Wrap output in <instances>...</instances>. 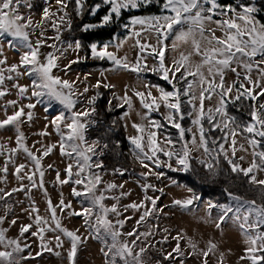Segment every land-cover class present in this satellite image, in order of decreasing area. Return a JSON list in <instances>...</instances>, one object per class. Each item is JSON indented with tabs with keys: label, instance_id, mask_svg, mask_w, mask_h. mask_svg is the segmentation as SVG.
Instances as JSON below:
<instances>
[{
	"label": "snow or ice",
	"instance_id": "1",
	"mask_svg": "<svg viewBox=\"0 0 264 264\" xmlns=\"http://www.w3.org/2000/svg\"><path fill=\"white\" fill-rule=\"evenodd\" d=\"M49 7L43 9V14L39 22H34L31 16H24L20 12V6L23 5L29 9L32 8L31 0H0V65H7V58L3 56L4 46L7 44L11 48L26 49L20 56L19 64H13L7 67H0V100L10 94V89L6 81H14L12 88L17 90L20 100L35 98V102H29L21 105L18 100H8L0 104L5 118L0 120V129L8 127L16 131L15 148H7L0 144V155L8 153L5 164L0 168V172L8 173V164H15L13 157L19 151H23L34 165L32 170L26 171V164H19L15 167L14 175L23 181L27 179L29 186L23 183L18 188L11 191L0 189V200L11 197L14 192H30L33 188L47 190L44 188L45 170L42 165V159L49 156L58 146L61 156L71 159L65 168L66 178L61 179L60 173L56 174V182L60 185L73 184L80 186L72 188V195L81 198L82 205L79 211L72 209L71 202L65 203L61 194L59 204L53 205L51 199L47 201L50 213V219L39 215V209L32 207L31 213H36L34 224L37 231L31 232L32 236H38L40 240L41 251L36 252L35 256H41L43 252H50L56 256L61 253L54 251L50 247V242L45 241L44 233L46 231H57L67 237L70 241V249L67 252L69 264H76V257L80 246L85 243V239L79 235V229L73 231L63 227L61 220L57 217V209L64 212L66 209L69 216L81 217L88 229L89 237L100 241L104 247L101 248L104 256L109 258L107 264H117L122 261L123 264H144L143 254L147 251V246H141L144 243L142 237L152 235L151 231L139 232L137 228L146 222V218L153 216L156 212H162V208H157L159 197L148 196V190L160 191L151 183H147L149 176H155L161 179L166 173L161 169L167 168L171 172L188 173L191 169L192 152L203 151L210 157L209 160L200 159L199 163L204 165L211 173L213 179L220 174V158L227 162L230 170L237 176L247 178V183L257 186L260 189L261 197L264 198V179H258V173H264V103L260 99L264 97V23L257 20L255 13L257 9L253 6L239 5L240 11L227 5H221L219 0H102L103 4L109 5V11L101 18L99 24H84L82 31H89L97 27H105L119 20L123 11L139 9L149 5H159L160 14L148 16H132L129 23L123 24L124 29H130V36L123 40L116 38L115 47H123L128 39L135 38L134 47L138 49V56L135 64L128 61L127 56H117L109 51L110 44L98 46L96 43L90 45L92 59L105 60L112 62V71L124 69L140 75L145 72L157 74L162 80L170 85L171 90L158 85L145 84L146 88L156 87L159 96H153L151 91L147 93L136 92L140 97V103L146 110L141 117L147 120V124L133 123L132 127L138 133L128 137L134 157L146 171L139 173V176L145 181L141 185L144 191V199L139 202H133L123 206V211L129 209L134 212H140L143 209L139 219L136 220V226L131 231L122 232L127 221L131 216L119 219L123 213L119 209V200L129 193L121 192L120 196H108L116 188H123V184L116 185L109 183L103 190L99 189L102 183V177L93 169H102L104 167L102 160H94L93 157H99L104 154L108 148L107 144L101 145L98 140L91 143L86 138V133L92 125L96 123L92 117L96 113L95 103L101 95L98 91L95 96L88 99L90 108L75 110L77 103H80V97L89 91L84 87L82 92L75 88L76 81L62 79L54 75L53 70L59 69V59L63 55V50L57 48L55 43L48 45V39H54L60 43L63 31L73 30V20L68 12L69 5L74 3L76 16L83 17L86 10V0H55L58 5L57 11H51V0H48ZM101 4H95L89 13L95 16ZM232 15L229 16L228 13ZM57 13H62L57 15ZM219 15L225 17L221 20H214L213 17ZM216 24L217 28L223 32L222 37L215 35V29L208 27L210 24ZM51 27L56 35L54 37H45L44 31L40 32L38 38L33 44L30 35L38 29ZM63 26V29L61 28ZM137 26H139L137 28ZM209 33V35H206ZM154 38L156 43L151 44L147 41ZM171 40V45L168 41ZM191 43L192 51L185 54L180 53L179 57L173 59L172 63L166 64V54L169 50L176 51L180 44ZM50 47L55 49L44 55L41 60V47ZM68 47H73L69 44ZM83 45L80 41L74 44V50H81ZM59 52L58 56L56 53ZM201 57L200 62L193 64L192 55ZM77 56L75 60L70 61L62 69L67 74L72 64L79 63L82 59ZM151 58L156 61L155 65L149 67L147 60ZM22 69V71H21ZM256 72L257 78L253 79V72ZM228 72L235 74L236 79L232 83L226 82ZM7 73V75H5ZM90 75V74H89ZM27 76L31 79L30 85H20L15 82L18 78ZM192 77V79H189ZM87 77H85L86 79ZM238 85V87H237ZM96 89L101 87L114 88L115 85L103 83L98 80L93 86ZM31 89V95L28 93ZM187 98L184 100L183 98ZM217 98L216 106L205 108V101ZM124 103L132 109L131 99L125 94ZM48 102V111L52 102L62 106L64 111L59 112L50 121L55 133L59 136L57 144L42 145V148L33 152L25 143L26 137L20 130V126L25 122H31L34 117L33 109L38 104ZM198 101V104H197ZM247 104L248 119H241L229 113V105H237V111ZM187 104L189 111H183ZM124 107V104L118 105ZM15 110L11 115L8 114V108ZM161 107L167 109L163 113V119L168 125L176 130L180 148H175L176 141L170 136L165 135L163 140L158 137L159 130L165 128V124L159 120L150 119L151 113L159 112ZM27 109L28 111H25ZM67 113V115H66ZM128 112L124 115L128 116ZM186 118L191 119L192 127H184L182 121ZM205 122L208 127H205ZM115 123V122H114ZM49 125L39 133L40 136H49L47 131ZM195 128V131H193ZM154 129V130H153ZM222 133L219 137L211 135L212 132ZM186 134H190V139H186ZM238 136H243L248 148L244 144L238 143ZM40 143V141H37ZM228 145L226 148L225 145ZM251 149V162L248 167H242L240 161L246 159V156L237 157V152L247 153ZM230 153V154H229ZM161 155L167 159H161ZM48 165V168H52ZM120 175L125 174L127 169H115ZM23 173V175H22ZM176 183V181H173ZM192 192V189H188ZM228 198L234 202L230 204H215L208 202L207 209L209 215L211 209L219 208L220 212L216 218L215 225L217 229L222 224L232 220L235 222L242 234L245 236V243L248 247L245 249V255L241 260H248L250 264H264V203H257L255 199L249 200L244 197L224 189ZM30 198V197H29ZM106 199H114L116 204L106 206ZM201 200L198 194L183 200H174L173 206L191 211ZM34 203V202H33ZM85 203L87 206H85ZM150 203L151 207L147 205ZM31 213H29L31 215ZM232 214L231 216L229 214ZM114 214L115 220L109 219V215ZM50 220L52 223H50ZM4 218L0 217V224ZM12 225L16 220L11 221ZM54 224V227H53ZM33 227V224L21 225L19 230L20 237H24ZM167 231V229H165ZM7 229L0 228V264H21L22 260L35 258L31 252L28 256L21 253L30 245L22 246L20 239L9 238L6 236ZM126 236L130 240L121 237ZM183 237H173L176 240V246L172 252L162 253L164 260L175 261L177 257H183L184 251L180 247V240ZM168 237L163 238L167 242ZM56 247H63V240L57 235L55 237ZM189 246L193 249V255L196 254V244L190 239ZM154 247V245H151ZM139 249L138 251L136 249ZM217 245L212 241L208 242L206 250H201L204 257L203 264H208L207 258L214 253ZM175 253V255H173ZM223 253H221V259ZM162 264V261H157ZM180 264H184L183 260Z\"/></svg>",
	"mask_w": 264,
	"mask_h": 264
},
{
	"label": "rangeland",
	"instance_id": "2",
	"mask_svg": "<svg viewBox=\"0 0 264 264\" xmlns=\"http://www.w3.org/2000/svg\"><path fill=\"white\" fill-rule=\"evenodd\" d=\"M238 0H219L221 5H227L234 8L235 2ZM157 9V14H160L159 5ZM255 7L254 5H250ZM49 7V3L46 5ZM51 11L56 12L58 5H56L55 0H51ZM256 8V7H255ZM140 9V8H139ZM138 10V9H132ZM129 11V10H127ZM240 11V10H237ZM43 11L35 15L34 13H28L24 15L26 17L31 16L34 22H39L41 20ZM62 13H57V15H61ZM257 12L255 16L257 18ZM229 16L232 15L231 12L228 13ZM264 16V14H260ZM141 16V15H137ZM131 18V17H130ZM129 18V20H130ZM225 17L216 15L213 17L214 20H221ZM129 20L127 23H129ZM260 22L261 19L257 18ZM264 23V22H262ZM139 26H137L138 28ZM208 27L215 29V35L217 37H222L223 32L217 28L216 24H210ZM63 29V26H61ZM44 31L45 37H54L56 32L49 26L45 29H38L35 32H31L30 38L35 44L36 40L40 38V32ZM131 30L124 29L120 34H118L115 39L111 42H107L105 44H110L109 51L114 52L117 56H127L129 63L135 64L138 56V49L134 47L135 38L128 39L127 42L123 45V47L117 49L115 47L116 38L118 37L120 40L125 39L130 36ZM209 35V33H206ZM55 42L54 39H48L46 44L51 45ZM148 43L155 44L156 41L154 38H151L147 41ZM169 45H171V40L168 41ZM69 44H61L57 46L63 50V55L59 59L58 63L60 65L59 69H54V75L60 76L62 79H67L70 81H76L75 88L78 92H82L84 87H88L89 91L84 94V96L80 97V103H77L75 110H81L84 108H90L91 105L88 104V99L92 96H95L94 85L98 80L103 83L115 85L112 89V93L114 94L116 101L120 104H124L126 107L125 112L122 115V120L126 126V134L127 137L137 135L138 133L132 127V124L135 123H143L147 124V120H142V116L145 114L146 110L142 107L140 103V97L135 95L136 92H144L148 91L152 92L153 96H159V92L156 87L146 88L145 84L151 85L146 78H144L141 74L137 75V73L131 71H125L124 69H118L112 71V67L110 66L107 69H86L83 71H79L77 69H70V71L65 74L62 70L65 65H67L70 61L75 60L77 56L83 58V54L81 50L76 51L73 47H68ZM104 45V44H102ZM100 45V46H102ZM26 49L21 48H11L7 44L4 46L3 56L7 58V65H0V67H7L13 64H19L20 56L23 51ZM55 49L44 46L40 48L41 52V60L44 59V55L49 52H54ZM192 51L191 43L180 44L176 51L169 50L166 54V64H171L173 59L179 57L180 53L183 52L185 54ZM58 56L59 52L56 53ZM3 58V57H0ZM201 57L193 54L191 57V62L193 64L199 63ZM156 61L149 58L147 60V64L149 67L154 66ZM22 71V69H21ZM90 74V75H89ZM7 75V73H5ZM253 79L257 78V73L254 71L252 73ZM85 77H87L85 79ZM192 79V77H191ZM235 74L228 72L226 75V82L232 83L235 80ZM14 81H6L7 87L10 89V94L0 100V104L6 103L8 100H18L21 105L27 104L29 102H35V98L20 100L17 95V90L12 88V84ZM20 85H30L31 79L27 76H23L18 78L17 81ZM238 87V85H237ZM125 94L131 99L132 109L129 110L128 105L124 103L123 98ZM31 95V89L28 93ZM260 103H264V97H262L259 101ZM53 103V102H52ZM217 98L213 97L212 100L205 101V108H213L216 106ZM198 104V101H197ZM48 107V102L45 100V103L38 104L35 109H33L34 117L33 120L29 122H25L20 126V130L24 133L26 137V145L33 151L36 152L37 149L42 148V145H51L57 144L59 142V136L55 133L54 128L51 126L50 121L54 116H56L59 112L62 111V106L55 102V104H51V107L48 111L45 109ZM15 109L12 107L8 108V114L11 115ZM25 111H28L25 109ZM128 112V116L125 117V113ZM167 109L161 107L159 112L151 113L150 119L158 120V118L163 117V113H166ZM67 115V113H66ZM5 118V114L2 108H0V120ZM49 125L47 131L51 133L49 136H40L39 133L45 129V125ZM192 127V126H191ZM154 130V129H153ZM195 131V128H193ZM165 135L159 130L158 137L160 140H163ZM238 143L244 144L246 148L248 145L244 140L243 136H238ZM40 141V143H37ZM89 143H91L88 140ZM0 144L6 145L7 148H15L16 144V131L14 128L8 127L5 129H0ZM227 148L228 145L226 144ZM130 144V152L131 151ZM39 156L40 153L36 152ZM230 154V153H229ZM8 153L4 155H0V168H2L5 164V161L8 158ZM196 159H204L207 160L206 155L203 151L192 152L191 154ZM134 156V155H133ZM246 156V159L240 161L242 167H248L251 162V149L247 153L238 151L237 157ZM15 160V164H8V173L5 174L0 172V189H4V191H11L13 188H18L21 183L25 186H29V181L27 179L20 181L15 175V167L19 164H26V171L32 170L34 165L27 157V155L23 151H19L13 157ZM94 160H97L96 157H93ZM161 159H167L161 155ZM137 160V159H136ZM138 161V160H137ZM71 159L68 157L61 156L59 147L57 146L53 152L42 159V165L45 170L44 176V188L47 190V195H45L44 190L40 188H33L29 192L26 188L23 192H14L11 197H6L4 200H0V217L4 218V222L0 224V228L7 229L6 236L9 238H18L21 241L22 246L24 244L30 245V248L25 249L21 255L28 256L29 252L35 258H30L26 260H22L21 264H69L67 259V252L70 249V241L67 237H64L59 230L46 231L44 233L45 241L50 242V247L54 249V251H58L61 253L60 256H56L50 252H43L41 256H35L36 252L41 251L40 248V240L38 236H32L31 232L37 231V228L34 224V219L36 213H31L32 207L39 209V215L45 218L50 219V213L47 211L48 204L47 201L50 198L53 205H57L60 202L61 194L65 203L71 202L72 209L79 211L82 207L80 200L81 198L74 197L72 195V188L77 187L78 190L80 186L67 184L60 185L56 182V174L60 173V178H66L65 168L68 163H71ZM48 165H52V168H48ZM138 170L137 172L125 173L120 175L118 172H110V171H101L99 169L94 168L93 171L97 172L102 177V183L99 185V189L103 190L107 184L114 183L116 185L123 184V188L113 189L111 192H107L108 196H120L121 192L129 193L127 196H123L119 200V209L123 213L119 219H124L126 216H131L132 219L127 221L124 225L122 232H128L136 226V220L139 219L143 209L140 212H134L129 209L127 212L123 211V206L131 204L133 202L139 203L144 199V191L142 190L141 185L145 183V181L139 176V173L146 171L139 161H138ZM162 170V169H161ZM23 175V173H22ZM258 179H264V173H258ZM174 180L165 176L161 179H157L155 176H149L147 183H151L155 186L156 189H162L163 191H152L148 190L147 195L152 197H159L157 200V208H162V212H156L153 216L146 218V222L141 224L137 230L139 232H148L151 231L152 235L145 238L142 237L144 243L141 246H147V251L143 254L144 264H157L158 255H162L164 252H172L173 248L176 246V240L173 237L181 236L183 237L180 240V247L184 251L183 257H177L175 261H172L168 264H180V261L183 260L184 264H203L204 257L201 253V250H206L208 247V242L212 241L217 245V249L214 253H211L207 258L208 264H250L248 260H241V256L245 255V249L248 245L245 243V236L242 234L238 225L232 220H228L227 223L222 224L220 229L216 228L215 221L217 216L219 215V208L211 209V213L209 215L207 209V201L200 200L197 202V206L193 208L191 211H186L179 206H173L174 200H183L192 196L191 192L188 191L187 187L180 183H173ZM30 197V198H29ZM34 202V203H33ZM117 201L114 199H106L104 204L106 206H111L116 204ZM234 202H230V205H233ZM85 206L87 204L85 203ZM151 207L150 203L147 205ZM69 210H65L61 212L57 209V217L61 220V224L63 227H66L69 230H77L79 229V235H81L85 239V243H83L77 253L76 264H107V260L109 258L105 257L103 252H101V248L104 245L95 239L89 237V232L87 227L84 224V221L81 217L78 216H69ZM31 213V215L29 214ZM232 215L231 213L229 214ZM114 214L109 215V219L115 220ZM15 219L16 224L12 225L11 221ZM50 223L51 220H50ZM33 224V227L30 229L28 233H25L24 237H20L19 230L21 225ZM54 227V224H53ZM167 229V231H165ZM59 235L61 240H63V247H56L55 237ZM167 236V242H163V238ZM122 240L131 238L122 236ZM189 239L196 244L195 252L193 255V249L189 246ZM151 245H154L152 247ZM0 250H3L2 246H0ZM139 250L138 248L136 249ZM221 253H223V257L221 259ZM175 255V253H173ZM117 264H123L122 261H117Z\"/></svg>",
	"mask_w": 264,
	"mask_h": 264
},
{
	"label": "trees",
	"instance_id": "3",
	"mask_svg": "<svg viewBox=\"0 0 264 264\" xmlns=\"http://www.w3.org/2000/svg\"><path fill=\"white\" fill-rule=\"evenodd\" d=\"M32 8L29 9L23 5L20 6V12L23 15L28 13H34L35 15L40 14L43 9L48 4V0H31ZM100 3L101 8L98 10L95 16L91 15L88 9H91L95 4ZM254 5L257 9V18L261 19L264 22V0H238L234 4L236 10H241L239 5ZM86 10L83 17L76 16L74 9V3L69 5L68 12L73 20V30L72 31H63L61 40L63 43L55 41L54 43L59 46L61 44H75L76 41H80L83 45L81 52L84 57L87 59H82L81 62L72 64L71 69H77L83 71L86 69H107L112 65L111 61L92 59L90 53V45L96 43L98 46L111 42L115 37L120 34L124 28L123 24H126L130 17L132 16H148L157 14L158 6L156 4L149 5L147 7H142L138 10H129L123 11L122 16L119 20L115 21L113 24H110L105 27H97L89 31H82V25L84 24H99L101 18L109 11V5L103 4L102 0H86ZM151 85H158L165 88V90H171L170 85L166 81L162 80L157 74L152 72H145L141 74ZM191 79V77H189ZM95 89L101 94L95 103L96 113L92 117L96 121L94 125L89 127L86 138L90 142L98 140L101 145L107 144L108 148L104 150L102 156L96 157L97 160H102L104 167L99 169L101 171H110L114 172L115 169H127L125 173L137 172L138 170V161L131 154L129 148L130 143L127 139L126 126L122 120V115L126 110V107H119L120 103L116 101L114 94L112 93L111 88L101 87ZM95 93V95H96ZM187 100V98H183ZM240 102H237V105ZM245 107H242L237 111V105H229V113L235 115L241 119H248L247 117V104H250V101L244 102ZM52 104H55L53 102ZM187 104L184 105L183 111H189ZM62 111L64 109L62 108ZM161 123L165 124V128L160 131L164 135H170L175 141V148H180V142L176 130L168 125L164 121L163 117L158 118ZM115 122V123H114ZM184 127H191V119L186 118L182 121ZM205 127L208 125L205 122ZM212 136L219 137L222 135L219 131L212 132ZM190 134H186V139H190ZM207 160L210 157L206 156ZM191 171L188 173L182 172H171L167 168L162 169L166 173V176L170 179L176 181L187 187V189H192L191 194H198L201 197V200H206L215 204H230L232 202L224 189L227 188L230 192L236 193L245 199H255L257 203H264V198L261 197L260 189L257 186L247 183V178L237 176L233 174L230 170V166L227 164L223 158H220V174L218 177L213 179L209 170L199 163V160L192 156L190 161ZM97 171V169H96ZM159 261H162V264L171 263L172 260H164L163 255H158Z\"/></svg>",
	"mask_w": 264,
	"mask_h": 264
}]
</instances>
